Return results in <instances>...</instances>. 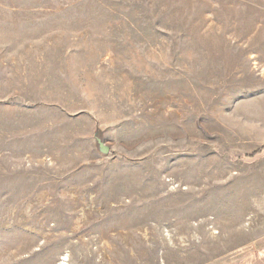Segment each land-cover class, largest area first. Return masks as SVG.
Instances as JSON below:
<instances>
[{
    "label": "rangeland",
    "instance_id": "374dc122",
    "mask_svg": "<svg viewBox=\"0 0 264 264\" xmlns=\"http://www.w3.org/2000/svg\"><path fill=\"white\" fill-rule=\"evenodd\" d=\"M62 262L264 264V0H0V264Z\"/></svg>",
    "mask_w": 264,
    "mask_h": 264
},
{
    "label": "water",
    "instance_id": "95a60500",
    "mask_svg": "<svg viewBox=\"0 0 264 264\" xmlns=\"http://www.w3.org/2000/svg\"><path fill=\"white\" fill-rule=\"evenodd\" d=\"M92 136L96 151L102 156H107L110 153V147L105 142L104 130L96 125Z\"/></svg>",
    "mask_w": 264,
    "mask_h": 264
},
{
    "label": "trees",
    "instance_id": "16d2710c",
    "mask_svg": "<svg viewBox=\"0 0 264 264\" xmlns=\"http://www.w3.org/2000/svg\"><path fill=\"white\" fill-rule=\"evenodd\" d=\"M260 152H261L260 150H257V151H255V152H253L251 154L246 155V157L252 158V157L256 156L258 153H260Z\"/></svg>",
    "mask_w": 264,
    "mask_h": 264
},
{
    "label": "bare ground",
    "instance_id": "6f19581e",
    "mask_svg": "<svg viewBox=\"0 0 264 264\" xmlns=\"http://www.w3.org/2000/svg\"><path fill=\"white\" fill-rule=\"evenodd\" d=\"M66 260V258H63V261ZM62 264H65L64 262H62Z\"/></svg>",
    "mask_w": 264,
    "mask_h": 264
}]
</instances>
